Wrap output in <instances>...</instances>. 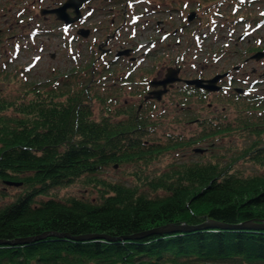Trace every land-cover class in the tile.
I'll use <instances>...</instances> for the list:
<instances>
[{"label":"trees","instance_id":"1","mask_svg":"<svg viewBox=\"0 0 264 264\" xmlns=\"http://www.w3.org/2000/svg\"><path fill=\"white\" fill-rule=\"evenodd\" d=\"M68 72L61 86L29 85L22 97L0 95V181H21L19 192L0 204V239L49 230L72 235L107 233L109 237L74 239L53 233L26 242H1L0 264L264 262V229L201 227L119 238L169 221L191 225L206 219L224 223L264 220V170L243 174L238 169L241 160L264 166L263 137L225 164L195 161L193 155L185 158L184 153L167 161L159 172L142 171L166 151L189 148L218 130L260 133L264 111L259 110L256 119L245 111L242 120L238 113L235 126L231 121L225 127L220 123L204 126L189 138L177 132L156 139L148 127L155 123L153 117L136 111L133 103L127 114L118 116L112 112L111 100L96 98L90 78L82 80L75 68ZM96 101L100 106L95 112ZM256 103L264 109V99ZM135 161L140 162L132 171L136 178L132 184L97 174L108 164ZM79 179L96 190L94 196L59 198L50 193L52 186Z\"/></svg>","mask_w":264,"mask_h":264},{"label":"flooded vegetation","instance_id":"2","mask_svg":"<svg viewBox=\"0 0 264 264\" xmlns=\"http://www.w3.org/2000/svg\"><path fill=\"white\" fill-rule=\"evenodd\" d=\"M66 1L27 0L17 13L22 12L24 16L27 9V17L32 21L28 34L15 32L14 36L17 37L8 42L9 35L3 36V33L11 26L3 27L0 24V43L6 40L18 54L22 48L21 39L35 40L43 33L48 38L56 33L61 35L66 47L70 40L85 45L83 48L89 55L76 59L71 68L82 75V80L91 79L90 82L95 84L96 98L111 100L112 112L118 116L127 114L126 109L132 103L136 111L151 117H160L171 106L183 113L196 114L199 110L197 102L206 100L207 107L212 109L214 115L210 117V126L223 119L227 122L225 119L230 117V110L236 114L230 120L234 122L239 119L238 113L243 120L244 111L251 114V119L258 118L259 110L264 111L249 105L250 100L264 99V39L259 34L264 11L257 14L251 7L257 0H243L242 12L238 14L233 12L232 16L227 17L223 13L221 28L214 27L213 14L204 8L200 0H182L185 8L181 5L170 6L169 3L175 0H72L76 6L62 8ZM105 2L107 4L104 5ZM191 9H195L197 14L189 19ZM159 13L162 16L158 17ZM69 18L73 20L69 21ZM200 25L210 28L198 34ZM215 29L222 31L224 40L221 42H224L220 47L214 44L213 48V44H205V39ZM81 30L87 33L83 34ZM23 44L24 47L31 45L27 42ZM37 44L34 42L31 46L37 47ZM39 46L43 47L41 39ZM13 47L9 46V49ZM207 47V56L197 59L198 52ZM50 55L55 57L57 52H50ZM2 56H6L3 44L0 45V58ZM68 69L65 72L61 69L65 74L61 78L62 83L67 81ZM52 73L53 76L43 80L42 84H38V81L31 84L43 89L56 87L57 82L55 85L53 78L57 76V71L52 69ZM215 75L217 79L211 84L207 83L209 88L202 84ZM194 78L202 80L201 85L193 82ZM213 97L225 103L228 100L232 106L229 108L225 104L219 108L214 101H210ZM234 122L232 126H235ZM242 126L239 124L238 127ZM148 127L156 128L155 123L148 124ZM244 131L246 137L250 134L254 137L250 142L262 141L263 131L252 132L254 134L251 130ZM237 136L243 137L241 134ZM209 137L202 139L205 146L199 145L203 150L214 143L209 142ZM193 144L189 147L192 148Z\"/></svg>","mask_w":264,"mask_h":264},{"label":"rangeland","instance_id":"3","mask_svg":"<svg viewBox=\"0 0 264 264\" xmlns=\"http://www.w3.org/2000/svg\"><path fill=\"white\" fill-rule=\"evenodd\" d=\"M27 0H0V24L3 25V27H8L9 25L11 28L3 33V36L5 34L9 35V38H7L8 42L12 41L13 38H16L17 36H14V33H22L24 32L25 35L28 34L27 31H29L31 28L32 21L27 17V9L25 11V15L23 16V13H17L18 9H20L21 6L26 4ZM194 3L199 4L196 1H193ZM104 5L107 4V2L103 3ZM170 6H184L182 3V0H175ZM210 6L209 10L213 12L215 16V21L213 20L214 27H222V17L224 15H227V17L232 16L233 12L236 14L235 10H237V6L235 3L232 4L231 1L226 0V2H221L220 4H209ZM254 10H256V13H260L264 11V0H257L254 5H252ZM26 8V7H25ZM185 8V6L183 7ZM234 10V11H233ZM214 11L219 12L216 14ZM221 13V14H220ZM223 13H225L223 15ZM256 17H258V15ZM158 17L161 15L160 13L157 14ZM162 16V15H161ZM24 18V19H23ZM92 18V15H91ZM19 19V20H18ZM93 19V18H92ZM19 21V22H17ZM195 20V24H196ZM31 23V24H30ZM264 23V22H263ZM260 32L259 34L262 35L261 37L264 39V24L260 26ZM210 26H204L200 25L198 28V34L202 31H208ZM213 34L210 37H207L205 39V44H216V46L220 47V45L223 44L221 42L223 33L220 31V29H215L212 32ZM226 33V32H225ZM12 35V36H11ZM226 35H228L226 33ZM47 35L43 33L41 37L36 36L35 40L38 42L36 45L37 47H32L31 45H34V42L37 43L34 38L29 39L26 38L21 39L20 43L22 48L19 50L18 54L14 52V47L10 44L7 43V41H3L0 43L3 44L6 47V56H2L0 58V95L5 97H15L19 96L22 97L21 95L24 93L25 87L31 85V82L38 81V84H42L43 80L51 76L52 69L54 72L57 71V76L54 77V84L56 83L57 86L63 85L61 78L65 75L62 72H65L67 68L73 66L75 63L76 59H80V57L86 58L88 55V51H85L86 47L83 44H78L76 43H71L67 47L64 45L63 41L61 40V35H56L52 37H46ZM205 38V35H203ZM40 39L43 42V47L40 48ZM213 39H215V42H212ZM34 40V42H33ZM24 43H31V45H28L27 47H24ZM10 47L11 50L9 49ZM24 47V48H23ZM9 49V50H8ZM36 49V50H35ZM208 47L203 49V51L198 52L199 57L197 59H202L206 57L205 55ZM14 52V53H13ZM50 52H57V55L55 57H52L50 55ZM37 54V56H36ZM34 59V60H32ZM6 66H5V65ZM57 65V66H56ZM5 66V67H4ZM56 66V68H54ZM31 68V69H30ZM61 69L63 70L61 72ZM69 70V69H68ZM60 73V74H58ZM48 75V76H47ZM53 76V75H52ZM70 83H73V81H70ZM33 84V86H34ZM55 84V85H56ZM264 84V83H263ZM47 83L45 84V86ZM73 85V84H72ZM44 86V87H45ZM56 86V87H57ZM264 92V90H262ZM33 92H30V96L32 95ZM128 94V93H126ZM129 95V94H128ZM33 96V95H32ZM211 102L214 101L216 103V106L221 108L220 106H223L226 104V107H231L232 105L229 104L228 100L226 101H221L218 100L217 98L213 97L210 100ZM206 100L202 102H197V108L199 109L196 114H191L192 112H187L185 111L180 112L178 109H174L175 106H171L167 111H165V114L163 115L164 117H158V120L162 122V124L158 127L160 132L163 133V130L166 129V131L169 130H178L181 131L186 135H191L195 134L198 131H201V128L204 126H209V122H206L207 120H210V117H214L212 113V109L207 107ZM94 103V111L99 108V103L93 102ZM228 115L230 116L227 119H225L227 122L223 121L217 122V120H221L217 118L216 121H213V123L225 126L226 123H228L230 120L233 118V111L230 110L228 111ZM196 116V117H195ZM236 114L234 115L235 118ZM195 117V118H194ZM190 121H188V120ZM224 122V123H223ZM234 122L231 121L230 124ZM214 126V124H212ZM218 132V134H215L214 136V144L210 145L208 144V148H206L203 152L198 151L195 153L193 156L189 151L185 149V152H187V156L185 158L192 156L191 159L193 160H199V161H216V160H221V163L225 164L226 162L230 161V158L232 159L233 157L237 156L240 151L245 147L249 142L250 139L254 138L251 134L250 136L246 137L245 133L242 135L241 133H236V132H228L226 131ZM264 133V131H263ZM242 135L237 136V135ZM245 136V137H244ZM264 138V134L262 135ZM163 139V138H161ZM209 139V138H208ZM210 141V139H209ZM199 144V143H198ZM201 146H205L204 143L199 144ZM216 155H219V157L215 158ZM173 158L177 159L179 158L178 156L175 155L173 152H167L165 154H161L159 157H156L154 160L150 161L148 164H145L146 167L142 170L143 172H156L160 171L163 168H165L166 162L169 160H172ZM184 159V158H183ZM140 162V161H139ZM139 162H132V163H121L120 165H113V164H108L106 166H103V168L97 172V174L100 177H106L110 179L116 178V180H120L123 182H127L129 184L133 183V180L136 181V178L132 176V171L135 170V168L139 165ZM143 165V164H142ZM144 165V166H145ZM139 168V167H138ZM238 169L242 172L243 174H251L252 172L254 173H260L264 170V166L256 164L253 162V160H241L238 164ZM21 188V183L19 184H10L6 182L0 181V204H4V202L8 201L9 198H12L13 195L19 192ZM50 193L53 192V194L59 198L65 197L67 195H85L86 197H92L94 196L96 190H92L88 185L84 184V181L82 180H73L72 183H68L65 185H58V186H52L50 189ZM44 197V196H43ZM39 198V197H38ZM226 264V263H225ZM228 264H247L244 263L243 261H239L237 259L233 261H228ZM254 264H259L258 262ZM261 264H264L261 263Z\"/></svg>","mask_w":264,"mask_h":264},{"label":"water","instance_id":"4","mask_svg":"<svg viewBox=\"0 0 264 264\" xmlns=\"http://www.w3.org/2000/svg\"><path fill=\"white\" fill-rule=\"evenodd\" d=\"M76 6L75 2H72V0H69V1H66L65 3H63V5L61 6L62 8H64V6ZM60 7V8H61ZM57 10V9H56ZM79 13V11L77 12ZM61 16V15H60ZM64 16V15H62ZM62 18V17H61ZM217 78V75H215V78H212L211 80L209 81H206L205 83H202L203 85H205L207 88H209L210 86H208V84H211V81H215V79ZM201 81L200 79L198 78H194L193 79V82H195L198 86L201 85ZM208 83V84H207ZM10 183V184H19L21 181H10L8 180L7 183ZM245 228V229H264V220H258L256 221L255 219L254 220H244L242 222H238V223H224V221H218V220H213V219H206L204 221H201V223H198V224H187L185 222H182L180 221L179 223H172L171 221H169L168 223H164V224H159V225H156L154 227H150L148 230H145V231H138L137 233H128V234H124V235H121L119 236V238H136L138 237L139 235H142V234H145V233H149V232H154V233H169L170 231L172 232H177V231H184V230H190L191 228L195 229V228ZM55 233L56 235H59V236H62V235H66L68 237H72V238H76V239H92V238H98V237H109L107 235V233H87L85 232L84 234H78V235H72L66 231L64 232H58V231H43L41 234H37V235H34L32 234L31 236H22V237H16V238H11V239H3L1 237L0 239V243L2 242H5V243H20V242H26V241H29V240H33L34 239H37V238H40L42 237L43 235H50V234H53ZM109 239H112L111 237Z\"/></svg>","mask_w":264,"mask_h":264}]
</instances>
